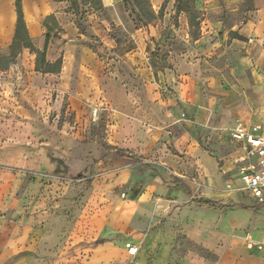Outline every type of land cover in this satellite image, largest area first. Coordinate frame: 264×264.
<instances>
[{
	"label": "crops",
	"instance_id": "0c3cea01",
	"mask_svg": "<svg viewBox=\"0 0 264 264\" xmlns=\"http://www.w3.org/2000/svg\"><path fill=\"white\" fill-rule=\"evenodd\" d=\"M102 2L110 10L124 3ZM164 2L152 0L154 10ZM48 5L50 11L39 13L36 25L24 13L32 37L41 38L44 19L50 14L64 23L62 14L52 10L51 2ZM254 7V17L229 28L236 33L233 44L254 50L253 57L243 56L231 73L237 69L247 72L253 65L251 59L257 65L248 94L252 109L241 118L245 125L259 124L264 135V0H254ZM40 8L38 4L36 13ZM74 26L73 21L63 24V37L73 40L78 35ZM216 28L207 33H216ZM96 32L107 47H114L105 29ZM208 37L204 34L196 40L198 47L204 44L206 51L222 54L225 39L210 37L206 42ZM134 38L137 47L123 56L125 66L115 68V73L101 70L96 53L85 48L74 59L61 52L59 72L37 71L33 53L27 61L20 57L9 72L0 73V264H264V222L242 219L238 206L215 205L206 199L213 198V188L219 186L218 161L197 145L199 141L190 130L193 122L172 126L174 135L168 136L165 127L170 124L147 115L160 105L146 107L138 86L119 81L132 80V75L143 79L145 74L151 79L147 60L135 56L143 54L149 33L136 28ZM186 43H190L188 39ZM48 50L47 59L55 61ZM188 50L180 55L171 51L175 54L171 56L173 68L157 71V75L168 81L184 107L197 106L194 121L208 133L214 99L229 93L221 85L226 72L224 68H206ZM133 92L138 96L136 104H132ZM121 98L125 104L119 103ZM106 111L105 140L112 153L98 162L90 154L83 158L92 161L94 176L102 175L97 166L104 165L103 175L113 179L114 186L95 187L85 209L70 218L64 211L69 187L61 180L78 173L82 160L78 146L95 142L90 129ZM166 113V121H172L171 111ZM71 114L72 119L68 117ZM229 137L246 166L257 162V155L235 140L232 131ZM169 147H177L185 155H174ZM198 184H202L201 194L191 195L195 198L191 199ZM127 185L138 189L133 198L119 195ZM235 186L243 187L241 177ZM234 194L249 205L264 204L245 189ZM77 205L80 203L74 200L73 206ZM92 209L98 213H91ZM88 237L91 252L85 255L81 241ZM179 237L191 246L185 245L184 252ZM127 243L137 248L135 254L129 252Z\"/></svg>",
	"mask_w": 264,
	"mask_h": 264
},
{
	"label": "rangeland",
	"instance_id": "374dc122",
	"mask_svg": "<svg viewBox=\"0 0 264 264\" xmlns=\"http://www.w3.org/2000/svg\"><path fill=\"white\" fill-rule=\"evenodd\" d=\"M15 0H0V46L2 52H9V45L12 42V37L15 29L16 22V8L14 4ZM24 13H27V19L36 25L38 23L39 13H48L50 6L48 3H52L55 12H60L64 20L63 24H68L69 21L75 23L74 28L78 32L77 36L72 37L73 40L63 37L64 29L63 24L57 21L58 25L55 26L52 32L51 42L49 43V56L50 54L56 58L59 57L61 52L66 51L67 57L74 59L78 57L79 50L85 48L96 53L99 60L101 70L109 72H116L115 68L123 66V56L134 50L137 47L136 40L134 38V32L136 28H144L149 33L147 38V44L144 45L143 54L139 53L135 56L142 57L149 63L148 66L151 68L150 72L151 79H148L145 74L143 79H138L137 76L132 75V80H119L123 84L136 88L142 92L141 97L146 107H153V105L160 108L157 110L150 111L147 115L157 117L162 124H170L165 127L168 136L172 137L174 131L172 126L186 121H192L193 124L190 127L193 135L199 141L200 149L208 153L209 156L217 159L218 161V173L220 180L219 186L213 188V198H206L212 202V204L225 206H238L240 208V217L242 219H256L258 222H264V204L263 205H249L245 203L241 197L234 194L236 191L242 190L241 187H236L237 180L241 177V172L246 166V161L243 157L237 156L235 153V147L231 143L229 134L230 132L240 123H243L241 115L245 112L248 113L251 108V97L248 94L252 91L253 86V69L257 66L253 59L252 63L247 72H240L239 69L234 67L238 66L240 59L243 56L253 57V49L248 51V46L242 47L235 45L232 42V38L236 35L234 31H230V26L234 24H243L248 19L254 17L253 11L254 0H184L181 1L182 6H187L193 12L194 19L190 20V13L187 11H177L178 3L176 0H167L166 6L161 12V8L157 11L153 8L152 0H150L151 6L155 13L158 15L156 19L149 23H142L138 21L133 10L135 5L132 1L125 4H119L108 9L103 5L102 9H94L89 3L81 4V14H76L71 8L69 1H52V0H22ZM48 2V3H47ZM38 4L41 8L36 13ZM112 12L115 13V18L112 16ZM161 12V14H160ZM36 13V16L34 14ZM83 13V16H82ZM113 13V14H114ZM53 18L50 19V23L53 25L55 21ZM215 25L220 27L216 28ZM105 29V34L113 42L114 47L109 48L104 44L102 37L96 32L97 29ZM211 28H216L217 32L207 33ZM41 38L34 37V43L43 47V41L46 37L47 28L45 27ZM32 31V28H31ZM60 36L54 37V33ZM102 32V31H101ZM208 35L206 42H209L210 37H217L225 39V48L223 53L221 52H208L203 48L204 44L198 47L196 40L202 36ZM41 39V40H40ZM186 39L190 43H186ZM64 40V41H63ZM207 43H205L206 45ZM65 48V49H63ZM189 49V54L194 60L198 59L202 61V64L206 68H224L226 74L223 75L221 85L225 89L229 90L228 94H218L217 99L215 98L214 111L208 120L209 129L208 133L203 129L202 124L194 121L197 106H192L190 109L184 107V105L178 102L173 94L174 91L171 89L170 84L167 80L157 75V71L165 72L168 68H173L171 62V51H176V54L180 55ZM33 53L28 49H24L16 59V62L11 64L9 68L0 70L2 72H9L18 62L20 57H23L26 61L28 57ZM94 54V56H96ZM73 63V60L71 61ZM125 66V65H124ZM123 66V67H124ZM129 69V68H127ZM154 76V77H153ZM119 77V76H117ZM232 89V91H231ZM133 91V90H132ZM131 91V92H132ZM160 91L158 95L157 92ZM231 91V92H230ZM132 104H136L135 98L138 97L136 92L131 94ZM119 103H126V100L121 98ZM167 111H171L173 120L168 122ZM97 113H95L96 115ZM244 115V114H243ZM108 116V111L99 115L98 125L90 129L93 134V143H85L84 145L78 146V150L81 148L80 155L82 160L78 167V173L70 174L65 178H62L61 182L68 185L69 190L66 194V200L64 205V211L70 218L82 212L85 209L86 202L89 197L93 194L95 187L109 188L111 185L114 186L113 179L104 177L105 166H97L98 169L102 170V175L94 176V170L92 169V161H88L83 157L90 154L95 162L99 159L104 158L112 153V147L105 140V128ZM70 119L73 115H68ZM174 155L183 157L184 151L177 147H169ZM102 164V163H100ZM90 168V169H89ZM90 172V175H88ZM99 172V171H98ZM196 176H193V178ZM98 178V182L93 184L92 182ZM115 179V178H114ZM52 183V182H50ZM183 185L187 186L186 183ZM217 185L216 183L213 185ZM202 184H198L196 191L190 193L191 195L199 196ZM138 192L132 185H127L123 190H120V197L122 198H133ZM104 194V193H103ZM102 193L98 194L100 197ZM191 199H195L191 197ZM76 200L78 206H73V202ZM227 209V208H226ZM225 209V212L227 210ZM183 210V208H182ZM181 210V211H182ZM98 211V210H97ZM91 210L97 214L98 212ZM178 212V215H184L182 212ZM88 213V211H86ZM249 234V232H247ZM247 234V235H248ZM248 237V236H247ZM90 237L85 238L81 241L82 254L87 255L90 251ZM181 244V250H185V245L188 248L190 245L186 244L182 237L178 238ZM249 243V242H248ZM127 246V245H126ZM191 247V246H190ZM254 247V246H253ZM252 247V248H253ZM259 248V247H258ZM196 251L209 257L214 258L207 250L201 247L194 246ZM83 260L85 258H82Z\"/></svg>",
	"mask_w": 264,
	"mask_h": 264
},
{
	"label": "trees",
	"instance_id": "16d2710c",
	"mask_svg": "<svg viewBox=\"0 0 264 264\" xmlns=\"http://www.w3.org/2000/svg\"><path fill=\"white\" fill-rule=\"evenodd\" d=\"M52 1H69L71 3V8L78 15L81 14V4L89 3L94 9H102L103 2L102 0H52ZM125 4L132 1L135 5V9L133 10L138 21L144 23L152 22L154 19L158 17V15L153 10L150 0H123ZM181 1L184 0H176L178 3L177 11H187L190 13V20L194 19L193 12L187 6H182ZM167 0H165L164 4L161 7V12H163L166 6ZM16 8V24H15V32L12 38V42L9 45V52H2V48L0 46V70H5L10 67L11 64L16 62V59L21 54L24 49L30 50V52L36 55V70L46 73V72H59L63 63V56L60 55L55 61H49L47 59V48L52 38V32L55 29V26L58 25L55 20L54 14H50L46 16L44 19V26L47 28L46 37H45V45L42 49L38 48L31 36L27 22L25 20V14L23 10V2L22 0H15L14 2ZM160 12V14H161ZM83 16V13H82ZM53 18L56 22L55 24L50 23V19ZM59 36L57 32L54 33V37ZM241 37V36H240Z\"/></svg>",
	"mask_w": 264,
	"mask_h": 264
},
{
	"label": "built area",
	"instance_id": "2783aa9c",
	"mask_svg": "<svg viewBox=\"0 0 264 264\" xmlns=\"http://www.w3.org/2000/svg\"><path fill=\"white\" fill-rule=\"evenodd\" d=\"M261 126L259 124L245 125L238 124L232 130V137L245 144L252 152L257 155V162L247 165L241 172V180L243 182L242 189L247 190L258 202H264V135L260 133ZM253 242H249L252 247ZM259 248L262 247L258 244ZM127 247L131 254H135L137 248L127 243Z\"/></svg>",
	"mask_w": 264,
	"mask_h": 264
}]
</instances>
